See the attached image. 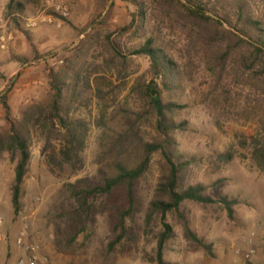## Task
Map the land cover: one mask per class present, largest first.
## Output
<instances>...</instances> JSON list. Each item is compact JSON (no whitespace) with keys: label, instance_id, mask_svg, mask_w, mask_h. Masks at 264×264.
<instances>
[{"label":"rangeland","instance_id":"374dc122","mask_svg":"<svg viewBox=\"0 0 264 264\" xmlns=\"http://www.w3.org/2000/svg\"><path fill=\"white\" fill-rule=\"evenodd\" d=\"M16 1L26 5L20 26L5 20L11 0H0V95L9 90L17 124L30 122L32 158L22 209L16 214L13 187L19 155L5 149L0 156V264H18L22 234L42 246L48 264H157L162 224L156 220L147 229L146 217L161 177L160 154L138 182L141 205L127 220L136 238L113 252L109 246L117 236L119 215L128 207L127 190L121 187L101 197L87 230L77 235L70 219L75 203L66 189L81 179L97 184L114 177L119 162L135 166L140 145L159 139L156 116L143 90L152 81L164 102L179 106L170 118L186 126L175 134L179 154L194 160L183 186L203 184L215 199L228 196L240 202L233 219L219 205H185L191 230L214 246L213 255L199 249L180 219L169 215L174 236L165 260L264 264V171L254 158L255 149L264 148V77L243 38L230 33L227 24L193 20L174 0ZM251 1L264 20V0ZM233 4L213 0L209 15L217 20L227 16L235 25ZM58 7L67 8L68 17ZM31 22L37 27L31 28ZM150 39L163 48L179 74L167 86L155 79L149 58L136 53ZM53 75L63 82L66 114L88 128L75 167L60 157L66 130L58 121L51 126L43 121L54 97ZM10 128L0 102V140L8 142ZM220 154H231L233 160L217 167ZM251 247L257 254L250 261L236 253Z\"/></svg>","mask_w":264,"mask_h":264},{"label":"trees","instance_id":"16d2710c","mask_svg":"<svg viewBox=\"0 0 264 264\" xmlns=\"http://www.w3.org/2000/svg\"><path fill=\"white\" fill-rule=\"evenodd\" d=\"M174 1H177L188 16L197 22L202 24L214 23L220 27L227 24L232 31L230 33L234 32L236 35L242 37V40L253 49L255 61L260 63L262 68L261 73L264 77V20L257 17L254 8H252L251 0H234V8L232 9L237 17L235 25L232 24L230 18L227 16L221 20H217L209 15L213 0ZM25 10V4L11 0L4 13L5 20H10L17 26H20ZM140 16L143 22L145 17L144 9L141 11ZM136 53L149 58L155 79H163V83L166 86L168 80L176 81L179 74L175 70L174 63L164 53L163 48L156 44L154 39H150ZM51 85L54 97L50 113L47 117H44L43 121L50 126L58 121L63 129L66 130L67 144L60 151V157H62V163L71 164L75 167L79 161L78 153L84 147L88 128L82 121L74 122L66 114L63 82L53 75ZM143 90L150 108L156 116V130L159 139L153 143H142L140 145V158L135 166H130L124 162L117 163V173L114 177L102 178L97 184L88 179H81L75 183L67 184V192L75 203V208L70 213L73 227L77 231V235L84 233L96 215L95 203L101 197L110 196L115 190L123 187L127 190L128 207L119 215V222L115 228L117 236L111 242L109 250L113 252L117 246L123 244L125 241L135 239L136 236L131 233V230L127 226V220L134 218L141 205L137 197V185L149 172L155 155L160 154L162 159L160 163L161 177L146 217L147 229H151L152 224L156 220H160L162 224V232L159 234L157 241L155 263L171 264L165 260L166 247L174 236V229L168 223L169 215H176L180 219L188 238L195 242L199 249L204 250L207 255H213L214 246L208 244L205 239L199 238L191 230L185 205L188 203L203 207L219 205L233 219L236 207L240 202L228 196H219L215 199L208 194V188L203 184L191 185L186 188L183 186V180L188 174L194 160L187 159L185 156L179 154L175 134L186 131V126L185 124H177L170 118V115L175 113L179 106L164 102L162 91L158 88V84L155 81L145 84ZM8 92L9 90L0 95V102L4 107L6 119L11 127L8 142L0 140V156L5 149L19 155L13 187V206L15 213L19 214L22 209L23 185L32 158L29 143L30 122L25 121L23 124L15 122L8 103ZM254 158L260 169L264 171V148L257 147L254 152ZM215 159L217 167H220L222 164L230 163L233 160V156L231 154H220Z\"/></svg>","mask_w":264,"mask_h":264},{"label":"built area","instance_id":"2783aa9c","mask_svg":"<svg viewBox=\"0 0 264 264\" xmlns=\"http://www.w3.org/2000/svg\"><path fill=\"white\" fill-rule=\"evenodd\" d=\"M57 12L61 13L64 17H68L69 15L67 8L58 7ZM49 23H53L52 18H49ZM29 26L31 28H35L37 27V24L35 22H31ZM58 27L61 28L62 24H59ZM2 225L3 221L0 220V241L2 239ZM250 243H252V240ZM17 248L21 254L18 264H48V259L43 254L42 246L37 242L28 240L26 234H22V236L17 241ZM236 253L238 256H242L246 261H250L257 254V250L254 247H251L246 252L238 250Z\"/></svg>","mask_w":264,"mask_h":264}]
</instances>
